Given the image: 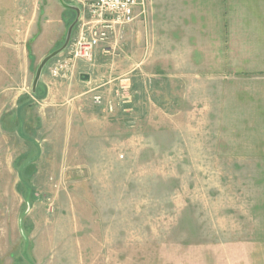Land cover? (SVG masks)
I'll return each instance as SVG.
<instances>
[{"label": "rangeland", "instance_id": "374dc122", "mask_svg": "<svg viewBox=\"0 0 264 264\" xmlns=\"http://www.w3.org/2000/svg\"><path fill=\"white\" fill-rule=\"evenodd\" d=\"M167 5L34 93L75 13L0 0V264H264V77L176 64Z\"/></svg>", "mask_w": 264, "mask_h": 264}, {"label": "crops", "instance_id": "0c3cea01", "mask_svg": "<svg viewBox=\"0 0 264 264\" xmlns=\"http://www.w3.org/2000/svg\"><path fill=\"white\" fill-rule=\"evenodd\" d=\"M166 3L168 34L185 36V45L179 52L173 44L176 37H170L176 64L179 62L186 67L215 66L217 71H234L230 72L234 78L239 75L264 77V0H152L154 6L165 8ZM159 18L162 19L161 13ZM136 22L128 25L124 34L130 33ZM188 37L193 38L189 40ZM248 67L254 69L243 71ZM75 71L77 79L87 74L90 83L89 73L78 70L74 64L68 75ZM41 78L37 85L39 83L42 88L46 80ZM76 85L80 87L81 84Z\"/></svg>", "mask_w": 264, "mask_h": 264}, {"label": "built area", "instance_id": "2783aa9c", "mask_svg": "<svg viewBox=\"0 0 264 264\" xmlns=\"http://www.w3.org/2000/svg\"><path fill=\"white\" fill-rule=\"evenodd\" d=\"M68 1L80 11L76 23L78 30L75 39L65 49L70 59L52 68L53 77L67 76L72 59L91 64L97 50L107 52L121 44L126 27L144 15L145 0ZM93 101L95 105H99L102 100L96 95Z\"/></svg>", "mask_w": 264, "mask_h": 264}, {"label": "water", "instance_id": "95a60500", "mask_svg": "<svg viewBox=\"0 0 264 264\" xmlns=\"http://www.w3.org/2000/svg\"><path fill=\"white\" fill-rule=\"evenodd\" d=\"M60 2L62 3V5H63V7L65 9L70 10V11L75 13V19H74L73 23L69 26L68 33H67V36H66V39H65V42H64L63 46L57 52H54L51 56H49L44 61H42L41 64L39 65V67H38V69L36 71L34 82H33V92H35V88H36V85H37L41 70L43 69L44 65L48 62V60L51 57L55 56L58 52L64 51L66 49V47H67V45L69 43V37H70L71 29L74 27V25H76V23L78 21V18H79L80 11H79V9L76 6H73V5H70V4H65L63 2V0H60ZM79 79L82 82H88L89 81V76L87 74H82V75H80Z\"/></svg>", "mask_w": 264, "mask_h": 264}]
</instances>
